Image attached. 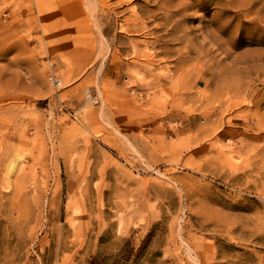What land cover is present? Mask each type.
<instances>
[{
  "label": "rangeland",
  "instance_id": "1",
  "mask_svg": "<svg viewBox=\"0 0 264 264\" xmlns=\"http://www.w3.org/2000/svg\"><path fill=\"white\" fill-rule=\"evenodd\" d=\"M0 264H264V0H0Z\"/></svg>",
  "mask_w": 264,
  "mask_h": 264
}]
</instances>
